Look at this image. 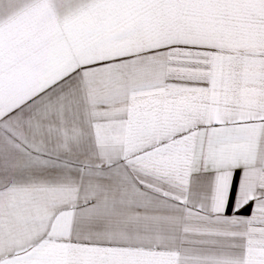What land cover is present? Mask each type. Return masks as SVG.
Segmentation results:
<instances>
[{
	"label": "snow or ice",
	"instance_id": "snow-or-ice-1",
	"mask_svg": "<svg viewBox=\"0 0 264 264\" xmlns=\"http://www.w3.org/2000/svg\"><path fill=\"white\" fill-rule=\"evenodd\" d=\"M0 264H264V0H0Z\"/></svg>",
	"mask_w": 264,
	"mask_h": 264
}]
</instances>
